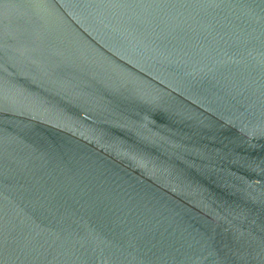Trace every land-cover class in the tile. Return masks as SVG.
Wrapping results in <instances>:
<instances>
[{
    "label": "water",
    "instance_id": "obj_1",
    "mask_svg": "<svg viewBox=\"0 0 264 264\" xmlns=\"http://www.w3.org/2000/svg\"><path fill=\"white\" fill-rule=\"evenodd\" d=\"M0 264H264V0H0Z\"/></svg>",
    "mask_w": 264,
    "mask_h": 264
}]
</instances>
